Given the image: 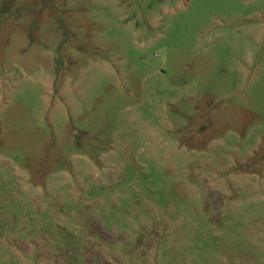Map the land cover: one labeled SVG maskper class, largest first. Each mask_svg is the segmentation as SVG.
Here are the masks:
<instances>
[{
    "label": "rangeland",
    "instance_id": "rangeland-1",
    "mask_svg": "<svg viewBox=\"0 0 264 264\" xmlns=\"http://www.w3.org/2000/svg\"><path fill=\"white\" fill-rule=\"evenodd\" d=\"M0 264H264V0H0Z\"/></svg>",
    "mask_w": 264,
    "mask_h": 264
}]
</instances>
